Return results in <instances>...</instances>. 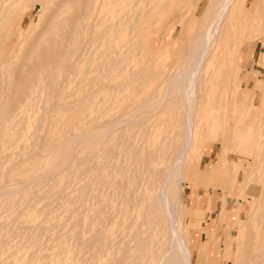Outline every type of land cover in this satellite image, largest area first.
<instances>
[{"label": "rangeland", "instance_id": "1", "mask_svg": "<svg viewBox=\"0 0 264 264\" xmlns=\"http://www.w3.org/2000/svg\"><path fill=\"white\" fill-rule=\"evenodd\" d=\"M30 1L31 0L23 1L22 6L17 10L13 18L11 29L12 32L14 31V34L11 35L10 33L6 36V33L4 34L3 31V33L0 32V51L3 53L5 50V53H3L4 56L0 58V61H7L9 63V66H3L0 72V87L6 92L12 90L7 88L8 80H6V78L8 79V72L5 69H10V71H12L14 68V71L8 76L15 78L18 73H23L22 71H25L24 73L28 72V74H26L27 76L34 72V76H36L37 71L44 68L45 72H42L41 75L45 73V76L48 73L46 71L61 60L58 54V60H56V53L53 55V58H55L51 59V55L46 51L47 48L45 49L44 47H47V42L50 43L53 39L51 33L49 34L48 32V28L51 27L50 19H52L55 14L57 15L58 11L60 12L62 10L61 8L67 5L72 7L71 10L73 11L76 9L77 2L81 5L86 2V0H84L85 2L83 0H42V3L40 0ZM46 2H48V5ZM210 2L211 0H185L183 5L179 7L180 9L173 10L171 16L172 18L175 17V22L171 18L169 22V31L159 36L160 47L154 50L155 55L159 57V59L150 67L145 66L147 64H144L142 61L143 57L134 56L133 61L128 66L129 74L137 70L139 71V68H143L144 66L145 70L146 68H153L152 70L155 73L160 72L159 70H162L164 67L163 73L161 71L159 74H167L163 77V81L160 80L161 83L159 81V85L157 84V87L154 89V81L146 80L143 75L146 73H143V71V74L140 75L141 79L135 82V91H129L130 89L128 87L123 89V91L120 92V96H123L124 93L126 94L123 99V104L126 105L116 106L112 116L120 117L129 122L116 128L111 133L98 138L94 141L95 143L91 140L76 139V136L80 134V127L84 125L81 121L83 103L87 99H90L91 103L94 100L92 93L94 89L92 78L95 68V55L94 49H92L88 43V39H85L81 43L74 59V64L78 63V66H68L63 73H60V75H62L58 76L56 89H54V86L53 90H51L50 87L47 88V85L45 87L43 83V86L39 87V89L37 88L38 91L36 90V92L32 94L31 99L26 98L24 100L23 106L25 111L22 113L19 112L16 117L14 116L16 124L14 123L8 130L11 136L13 135V139L6 140L0 145V264H91L96 260L98 252L95 239L99 238V236L102 235L103 228L109 225V219L106 215L109 212L111 213V210H109L108 205L115 204L117 207L115 211H117V213L121 208L127 211L134 208L136 211V218L138 211L134 205L138 203V210H140L145 203H148L149 200L151 201V189L148 186V175L153 169L160 167V164H157V162L161 160L162 154H164V152L170 153L176 146V132L178 127L175 121L171 122L170 114L166 108H164V112L161 111L156 118L147 120L141 119L146 117V109L150 105H154L157 100L165 96V91L169 88L171 76L177 72L179 68H182V73L186 72L188 69L189 64H184L183 61L186 60V57L190 58L189 52L185 47L188 45L191 32L185 34L182 30L180 31V22L178 21L177 24L176 17H180L183 22L189 21L192 19L193 15L197 17ZM248 2L254 7L257 0H248ZM175 3L176 0L173 2L174 6H176ZM74 4L76 5L74 6ZM57 5L59 6L57 7ZM48 6H50V9ZM45 27H47V29ZM17 28L22 31L23 35L20 31L15 33ZM180 34L185 36L184 39ZM48 38L49 41L47 40ZM37 41L38 44L42 43L44 46H39L35 43ZM57 41L58 39H54L53 43L56 45L55 42ZM179 42H181V44ZM261 43L260 39L245 43L244 49L242 50V57L239 61L241 68L237 67L234 71V73H238L242 81H248V84L253 83L249 82L252 81L253 78L260 81L263 77V73L260 71L261 69L255 66L256 63H260L259 58L262 53ZM180 45L185 46L183 50L185 52L182 53L183 48L181 49L182 46L180 47ZM42 48L46 51L43 54L44 56H42L46 58H42L41 56L38 57L42 52V50H39ZM34 49H38V53H36ZM27 50H30V52ZM176 50L179 52L177 53ZM34 52L36 53L35 55L33 54ZM45 54L47 56H45ZM31 56L37 60L31 58ZM182 56H184V58ZM175 57L177 58L174 59ZM29 58L35 61L36 64ZM44 60L52 63L54 62L51 66L50 62L48 65L46 64L49 68H47L48 70L45 69L46 66L43 65L45 62ZM173 60H175L174 62L176 63H174ZM28 62L29 64H27ZM38 62H42V64H38ZM171 63L172 65L174 64V66H172ZM24 65L30 66V71L29 68ZM131 65L132 68L130 67ZM39 67L41 68L38 69ZM168 67L171 68L169 69ZM167 68L169 70L168 72ZM215 68L218 75L219 73L221 74L220 78L222 79V76L224 78L225 73L223 72L225 71L222 70L223 67L220 66V63H217ZM153 71H151V74H153ZM24 75L25 74H23V77H27ZM19 76H22V74ZM116 78L117 80L126 79V81H128L127 77L122 79L120 75ZM220 78L215 80L216 82H213L214 86L211 90L214 96L212 95L210 97L212 104L202 108L198 113H202L201 115H203V118L207 116L215 118L216 122L223 126L226 120L227 122L231 121V114L227 115V119L224 120L226 116H221L224 115L223 110H221V104L219 105L214 102V100H222V92L226 86V80H219ZM139 81L142 83L139 84ZM222 81H224V85H222ZM17 82L16 80L13 84ZM136 83H138V86ZM220 83L221 89H223L220 91L221 93L218 87ZM248 84L245 82L243 87L247 88ZM149 87H153L154 91H150ZM138 89L140 90L138 91ZM148 92H152L151 95ZM168 92L169 94L167 97L165 96V98L167 101H170L172 97L177 95V86L172 84ZM48 93H50V95ZM217 93L220 96L217 95ZM143 96L145 100H143ZM217 96H219V98ZM133 99H136V101L132 102ZM254 103H258L257 97H254ZM174 105L176 106V104ZM211 107L214 108L212 109ZM214 110H216V112H214ZM29 115L32 117L24 119V117ZM104 117L108 118L106 115ZM139 120L142 123H138ZM170 124L171 126H169ZM53 127L54 129L61 128L62 130L66 128L65 130L68 132L66 133L64 130L65 133L62 131L53 134L54 136L52 137H55V139L51 141L48 137L51 136L49 133L53 131L49 129ZM122 127L124 128L122 129ZM163 135L166 136V142L163 141L162 143V140L161 142H159V140ZM5 136L7 137L6 134ZM15 136L17 137L16 140ZM31 141L33 143L30 144ZM118 142L120 143L117 144ZM48 144H50L51 148H47ZM208 147L215 152L217 150L222 151V146L217 143H209ZM29 148L30 150L32 149L31 152L26 155H19L21 153L20 151L29 150ZM152 149L154 151H152ZM228 156L230 160L238 161L235 170V174L238 175L234 176V178L229 177L228 179L230 181H225L222 176H218L214 179L211 178L207 181L198 177L197 174L192 175V172L182 179L181 196L185 199L184 204L189 208H191L192 205H196L197 209L196 215H193L190 211L182 210L181 213L183 216L181 215L180 217L182 229L184 230L185 226V229L187 228L186 230L190 232L188 244L192 250V259L195 260V264H233L230 259L231 256H236L238 261V258H242L241 255L243 254L244 257L242 260L240 259V262H242L243 259H247L245 255L248 253V249L246 246L244 247L245 244L238 242L239 239L231 238L235 233V229L231 227V224L234 223L236 219L242 222L248 220L250 212L249 199H252L253 196L257 198L256 195H258L256 200L258 204H256L258 206L256 211V217L258 216V218H256L258 226L257 233H259L262 243L264 242V204H262L264 203V180L262 181V177L264 176V163L259 165L261 168L259 173H262L261 176L256 175L255 170L253 173L249 174L246 179L242 180L241 173H239L240 170H245L246 173L249 172V170L252 172V169L255 167V163L251 165L254 158L248 156L246 153L236 154L230 151L228 152ZM214 160L215 156L213 159L211 158L207 161L201 156L200 161L197 165H193L192 169L197 168L205 170L212 165ZM256 165L258 166L257 163ZM218 167L219 165H217V168ZM88 169L89 171H87ZM143 170H145L144 174ZM254 175H256L258 179H256ZM250 177H254L252 178L253 180H250ZM138 178H140L139 183H137ZM250 181L252 185L249 184ZM232 182H234V186L230 193H224L225 190H229V184L231 185ZM254 184L255 186H253ZM250 186L252 187L250 188ZM173 190L174 188L171 189V192H173ZM261 190L262 193L260 192ZM251 192L253 195L250 194ZM222 193L225 195L227 194L222 198L225 200L224 208L229 209L228 212L234 207L240 210V212L237 213L238 218L234 217L232 214L227 217H222L220 214L221 212L217 210V197L219 198ZM194 201L197 202L195 205L193 204ZM105 206H107V208H105ZM261 206L262 208L260 210ZM71 210L73 213L70 212ZM117 216H120L119 221L122 220L123 223L128 224L131 217L132 219L134 217V211L130 217H125L121 214ZM141 220H143V217L139 218L140 222ZM192 222L197 224L192 226ZM122 224L119 227L116 225L114 226L112 235L115 240L119 241L123 239L129 241L134 239L136 231L141 232L144 229L147 230L146 223L142 224L140 228L138 226V229L137 227L133 229L132 227H127L125 230L122 228ZM154 228V226L149 228L150 234L148 237L151 234V237L154 236L156 231ZM244 231L245 229L243 228L242 235H244ZM82 237L87 238V241H82ZM143 237H146V234H142L141 238L143 239ZM227 245L229 246V250L226 248ZM102 247L107 249V246ZM245 250L247 253L244 252ZM141 251V249H138L134 250L132 253L140 254ZM263 260L264 259H260V264H264Z\"/></svg>", "mask_w": 264, "mask_h": 264}, {"label": "bare ground", "instance_id": "2", "mask_svg": "<svg viewBox=\"0 0 264 264\" xmlns=\"http://www.w3.org/2000/svg\"><path fill=\"white\" fill-rule=\"evenodd\" d=\"M23 1L25 0H0V32L3 31L4 34L6 33V36L10 33L11 35L14 34V31L12 32L11 29V24L14 16L17 13V10L22 6ZM184 1L185 0H176V6H174V0H86V2L84 1L85 3H83V5L77 2L76 9L73 11L71 10L72 7H70L69 5H65L66 7L61 8L62 10L60 9V12L58 11L59 9L56 10L58 11V13L57 15L55 14L56 16L54 15L53 18L51 16V27L48 28L49 34L51 33V35L53 36H51L53 38L52 42H47V47L40 42V44H38V41L35 43H37L39 46L43 45L45 49L47 48L48 50L46 49V51H48L49 55H51V59L55 58H53V55L54 53H56V60H58L57 54L60 56L61 60H59V62H57V64H54L53 66L52 64L54 62H50V59V66L52 65L50 69L46 66V64L48 65L49 62L47 60H44L45 64L43 63V65L46 66L45 69L48 68L49 70L47 69L48 71H46L48 72L47 75L44 76L45 73L42 74L43 77L41 73L45 72V70L44 68L40 69L41 67L38 68L40 69L39 71H37V68V70L35 69L37 71L36 76H34V72L27 76L26 74H28V72L24 73L25 71L20 70L23 73H18L17 76L21 74L22 76H16L15 78L8 76L14 71V68L12 69L11 67L12 71H10V69H5L8 72V79L6 78V80H8L7 88L12 91L6 92L5 90H2V87H0V145L6 140L13 139V135L11 136L8 130L12 125H14V123L16 124L14 116L16 117L19 112L22 113L25 111L23 106L24 100L26 98L31 99L32 94L36 92V90L38 91L39 87L43 86V83L45 87L47 85V88L50 87L51 90H53L54 86V89H56L57 79L60 73H63L65 68L68 66H78V63L74 64V59L81 43L85 39H88V43L91 48L94 49L95 55V68L92 78V84L94 85V89L92 92L94 100L91 103V100L87 99L83 103L84 106L81 111V121L85 126L83 125L80 127V134L76 136V139L91 140L93 143H95L94 141H96L98 138L102 137L103 135L105 136L106 134L114 131L116 128L128 123L129 121L127 119V121H125L120 117L112 116V113L116 109V106L118 107V105H124L123 99L124 95L126 94L124 93L123 96H120V92H122L123 89L127 87L130 89L129 91H135V82L141 79L140 75H142L143 73H146L143 74L146 80L154 81V89L157 87L159 81L164 79L163 77L167 73H164V75L159 74L161 73V71L163 73V66L162 70H159L160 72L158 73H155L152 70L153 68H149L151 70L146 68L145 70V66L150 67L156 60L159 59V57H157L154 53V50L160 47L159 36L162 33H167L169 31V22L172 18L171 14H173L172 12L174 9H178L180 6H182ZM30 2L33 1L31 0ZM40 2L42 3L43 1L40 0ZM46 3L48 5V2ZM75 5L76 4H74V6ZM58 6L59 5H57V7ZM48 8L50 9V6H48ZM174 18L172 19L174 20ZM176 18L177 24L178 21L180 22V31L182 30L185 34L191 32L187 47L180 45V47L182 46L181 49L183 48L182 53L185 52L183 51L184 47L189 52L190 58L186 57V60L183 59L184 64H189L188 69L186 70V72L182 73V68H179V70L175 72L170 78L169 88H167V90L165 91V96H168V90L170 89V86H172V84H175L178 88L177 95L172 97L170 101H167L165 96L157 100L154 105H150L147 109L145 108L147 110L146 117L141 119L147 120L156 118L157 116H159L161 111L164 112V108H166L168 113L170 114L171 122L175 121L176 126L178 127L176 132V146L170 153L164 152V154H162L161 160L157 162V164H160V167H156L151 171V173H149L148 186L151 189V201L149 200L148 203H145L144 206L140 208V210H138V203L134 205L138 211L136 214V218V211L134 208L128 211L121 208L117 213V211H115L117 210L115 204L108 205L109 210H111V213L109 212L106 215L109 219V225L103 228L104 230H102V235L99 236V238L95 239L96 246H98V252L96 260L91 264H195V260L192 259V250L190 248V245L188 244L190 232L189 230H186L187 228L185 229L184 225V230L182 229L180 225V217L182 215V210L190 211V213L196 215L197 209L195 204L197 202L194 201L193 204L195 206L192 205L191 208L185 206V199L183 196H181L182 179L192 172V175L197 174L198 177H201L203 180L207 181L218 176H222L225 181H230L228 179L229 177L234 178V176L238 175L235 174L238 161L229 159V151L235 152L236 154L246 153L248 156L254 158L251 163V165L255 163V167L252 169V172L251 170H249V172L246 173L245 170H240L239 173H241L242 180L246 179V177H248V175L253 173L255 170L256 175L261 176L262 174L259 173L261 169L259 165H262L261 163H264V0H257V3L254 7L251 6L248 0H211L210 4L206 8H204L197 17L193 15L191 19L192 21L189 20L183 22L180 17ZM45 28L47 29V27ZM17 31H20L23 35L20 29L17 28L15 33ZM181 37H183L184 39L185 36L181 35ZM54 39H58V41L55 42L56 45L53 43ZM258 39H260L262 42V53L261 57L259 58L260 63H256L255 66L261 69L260 71H262L263 77L262 79H260V81L253 78L252 81H249L253 83L248 84V81H242L238 73H234V71L237 67L241 68V66L239 65V61L242 57V50L244 49L245 43L254 42ZM47 40L49 41V38ZM179 43L181 44V42ZM30 50L27 51L30 52ZM35 50L36 49H34V51ZM41 50L42 52L44 51L43 48L39 51ZM46 51H44L43 53L41 52L38 57L41 56L42 58H46L43 57V54ZM176 52L178 53L179 51L176 50ZM3 53H5V50ZM3 53L0 51V58L4 56ZM36 53H38V49L36 50ZM36 53L34 52L33 54L35 55ZM46 54L45 56H47ZM32 56L31 58H33ZM134 56L143 57L142 61L147 65H145L144 67L142 66L143 68L140 67L139 71L137 70L129 74L128 66L133 61ZM182 57L184 58V56ZM176 58L177 57H175L174 59ZM174 61L175 60H173V62ZM29 62L27 64H29ZM32 62L36 64L35 61L32 60ZM42 62H38V64H42ZM217 63H220V66L223 67L222 70L225 71L223 72L225 73V75L222 73L224 75V78L222 76V79L220 78L221 74L219 73L218 75V72L215 68V65ZM132 65L130 66L131 68ZM3 66H9V63L7 61H0V72L2 71ZM24 66L28 67L30 71V66ZM172 66H174V64ZM168 68L167 72L169 71ZM151 71H153V74H151ZM23 74H25L27 77H23ZM118 75H120L122 79L127 77L128 81H126V79L117 80L116 77ZM218 78H220L219 80L225 79L226 86L223 90L221 89V83L220 86L218 85L219 92L223 90L222 100H214V102L219 105L221 104V110H223L224 115H221V113L220 115L224 117L226 116L224 120L227 119V115L231 114V121L227 122L226 120L223 126L218 124L215 118L209 116L203 118V115H201L202 113H198L202 110V108L206 106L208 107L210 104H212V101H210V97L213 95V91L211 89L214 86L213 82ZM16 80L18 82L13 84V82H15ZM224 81H222V83ZM142 82L139 81V84ZM245 82L248 84L247 88L243 87ZM136 84L138 86V83ZM222 85H224V83ZM149 89L150 91H154L153 87H149ZM139 90L140 89H138V91ZM148 93H150L151 95L152 92ZM218 93L217 95H219L221 92L219 94ZM48 94L50 95V93ZM219 96L217 97L219 98ZM254 97L258 98L257 104L254 103ZM143 100H145L144 96ZM133 101H136V99H133L132 102ZM174 104H176V106ZM214 112H216V110H214ZM105 115L108 116V118H105ZM30 117L32 116L29 115L27 117H24V119H29ZM138 123L142 122L139 120ZM153 126L156 127L155 125ZM169 126H171V124ZM123 128L124 127H122V129ZM65 129H54V127L50 128L49 130L53 132H51L52 134L49 133L51 136L49 135L50 137L48 138L51 141L54 140L55 137H52L54 136L53 134L60 133L62 131L64 132ZM67 132L68 131H66V133ZM5 134L7 135V137L5 136ZM165 137V135L161 136L159 142H161L162 140L163 143V141H165ZM16 138L17 137L15 136V140ZM31 143L33 142L31 141L30 144ZM119 143L120 142H118L117 144ZM209 143H217L218 145L222 146V151L219 157L216 158L212 165L205 170L197 168L192 169L193 165H197V163L200 161L201 156L205 152L206 147H208ZM49 147L50 144H48L47 148ZM29 150L26 149L20 151L21 153L19 155H26L31 152L32 149L30 151ZM152 151L154 150L152 149ZM256 163L258 164V166L256 165ZM217 165H219L218 168ZM145 170H143V174ZM87 171H89V169ZM256 175L254 176L256 179H258ZM263 177L262 181L264 180ZM252 178L254 177H250L249 179L251 180ZM139 182L140 178H138L137 180V183ZM233 183L234 182H232L231 185L229 184V190H225L224 193H230L234 186ZM249 184H251V181ZM253 186H255V184ZM251 187L252 186H250V188ZM172 188H174L173 192H171ZM260 192L262 193V190ZM250 194H252V192ZM226 195L222 193L218 198L217 210L221 212L220 214L222 217L224 216L225 206V200H223L222 198H224ZM256 196L258 198V195ZM257 198L253 196L252 199H249L250 212L248 220L242 222L236 219L235 222L231 224V227L235 229V233L231 236V238L239 239L238 242H240L241 244H245L244 247L246 246V248L248 249V253L246 252V250L244 251L247 253L245 255V257L247 256V259H243L242 262H240V259L242 260V258L244 257L243 253V255H241L242 258H238V261L236 256H231L230 259L232 260L231 262L233 264H260V259H264V242L262 243V240H260L259 237V233H257ZM105 208H107V206H105ZM261 208L262 206L260 207V210ZM72 210L70 212H72ZM133 211L134 217L133 219L131 217L128 224L123 223L122 220L119 221L120 216L117 215L121 214L125 217H130V215L132 216ZM141 217H143V220H141L140 222L139 218ZM145 223L147 224V230L144 229L141 232L135 230V237L132 240L127 241L120 239L118 241L115 240L112 235L115 225L119 227L122 224V228L125 230L127 227H132V229L134 227H137L138 229V226L140 228V226ZM196 224L197 223L192 222V226ZM151 226H154V230L156 231L154 233V236L151 237V234L148 237V235L150 234L149 228ZM243 228L245 229L244 235H242ZM142 234H146V237H143V239L141 238ZM82 241H87V238L82 237ZM102 246H107V249H104ZM226 248L229 250L228 245L226 246ZM138 249L142 250L140 254L132 253L134 250Z\"/></svg>", "mask_w": 264, "mask_h": 264}, {"label": "crops", "instance_id": "3", "mask_svg": "<svg viewBox=\"0 0 264 264\" xmlns=\"http://www.w3.org/2000/svg\"><path fill=\"white\" fill-rule=\"evenodd\" d=\"M220 153H221V151H213L210 147H207L206 148V150H205V152H204V154L202 155V157L207 161L208 159H213L214 158V156H215V159L216 158H218L219 157V155H220ZM217 201H218V197H217ZM194 203V202H193ZM212 208H214V207H212ZM216 208H218V207H216ZM228 210L229 209H227V208H224V211H225V213H224V217L226 216H229L230 214H232L234 217H236V218H238L237 217V213L238 212H240V210H237V208H233L232 210H230L229 212H228ZM219 257V256H218Z\"/></svg>", "mask_w": 264, "mask_h": 264}]
</instances>
